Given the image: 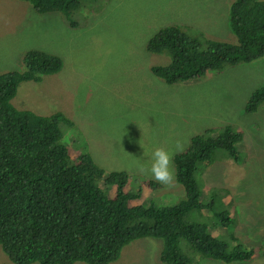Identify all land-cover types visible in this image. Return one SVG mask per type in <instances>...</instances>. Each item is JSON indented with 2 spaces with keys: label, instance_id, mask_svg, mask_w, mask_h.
I'll list each match as a JSON object with an SVG mask.
<instances>
[{
  "label": "rangeland",
  "instance_id": "1",
  "mask_svg": "<svg viewBox=\"0 0 264 264\" xmlns=\"http://www.w3.org/2000/svg\"><path fill=\"white\" fill-rule=\"evenodd\" d=\"M232 2L81 0L73 14L77 24H72L59 12L39 13L31 3L0 0V72L24 70L30 50L60 56L62 69L43 75L40 82L20 83L14 104L42 115L65 113L74 122L60 124L71 155L81 152L80 135L107 174L128 172L132 181L127 191L140 192L137 204L154 199L156 206L172 205L183 194L176 177L170 186L143 184L153 178L140 165L150 164L155 147L171 151L179 141L185 151L194 135L227 124L243 132L237 146L245 154L243 163L224 160L227 153L218 150L220 159L201 166L196 179L201 200L208 201L213 191L220 195L215 210L204 214L211 218L215 211L229 209L235 217L233 235L255 251L249 261L233 264H264V103L255 112L245 111L252 92L264 84V57L167 84L152 67L169 64L171 54L147 49L149 39L171 24L204 46L207 40L235 42L229 25ZM198 214L193 210L188 218L203 222ZM204 218L213 230L220 224ZM162 245L158 238L137 239L108 264H167L160 260ZM178 245L188 264H228L201 255L185 238ZM7 263L13 264L0 245V264Z\"/></svg>",
  "mask_w": 264,
  "mask_h": 264
},
{
  "label": "trees",
  "instance_id": "2",
  "mask_svg": "<svg viewBox=\"0 0 264 264\" xmlns=\"http://www.w3.org/2000/svg\"><path fill=\"white\" fill-rule=\"evenodd\" d=\"M23 1L32 3L40 13L60 11L67 17L80 5V0ZM229 15L230 30L236 38L230 43L207 40L204 46L175 24L162 27L149 39L147 48L153 53L167 52L172 59L165 66H153L152 72L173 84L209 71H222L228 64L264 57V0H236L230 5ZM25 62V72L0 75V245L9 263L106 264L118 259L125 245L144 237L162 241L160 259L168 264H188V257L178 245L181 237L201 255L224 263L252 258L255 251L237 238L233 237L235 244L231 245L214 235L208 222L188 218L193 210H215L220 195L213 191L208 201L201 200L196 173L201 166L208 167L220 159L221 149L227 153L224 160L233 158L242 164L245 154L237 146L243 132L226 125L194 135L189 147L173 158L176 180L183 187L176 203L131 206L129 201L138 193L123 191L128 179L125 171L110 172L107 181L116 184L117 193L109 197L97 183L105 171L85 152L80 135L77 147L82 153L71 155L63 142L59 120L52 119L67 121L62 114L47 117L16 107L12 98L20 83L38 81L63 66L57 55L38 50L28 52ZM262 103L264 84L252 92L245 111L255 112ZM75 177L85 181L76 207L63 191L65 183ZM144 182L150 188L161 185L149 178ZM209 219L227 224L235 217L229 209L221 208Z\"/></svg>",
  "mask_w": 264,
  "mask_h": 264
},
{
  "label": "clouds",
  "instance_id": "3",
  "mask_svg": "<svg viewBox=\"0 0 264 264\" xmlns=\"http://www.w3.org/2000/svg\"><path fill=\"white\" fill-rule=\"evenodd\" d=\"M23 1V0H22ZM236 0H233V2H235ZM25 2H28V1H25ZM80 2H81V0H80ZM232 2V3H233ZM28 3H30V2H28ZM231 3V4H232ZM32 4V3H31ZM32 6L36 9V7L32 4ZM79 7H80V5H79ZM79 7H78V9H79ZM78 9H76L75 11H77ZM36 11H37V9H36ZM75 11H73L72 12V14H71V16L70 17H67L64 13H62V12H60V11H51V12H59V13H61V15H63L64 17H66V18H68V19H71L72 20V24H77V22H76V20H73V14H74V12ZM37 12H39V11H37ZM40 13V12H39ZM45 13H48V12H45ZM224 42H228V41H224ZM230 43V42H229ZM148 49V48H147ZM34 50H36V49H34ZM34 50H30V51H34ZM30 51H28V52H30ZM38 51H42V50H38ZM27 52V53H28ZM42 52H46V51H42ZM46 53H48V52H46ZM49 54H52V53H49ZM53 55H56V54H53ZM58 56V55H57ZM58 57H60V56H58ZM61 58V57H60ZM260 58H262V57H260ZM62 59V58H61ZM258 59V58H257ZM256 60V59H255ZM62 61H63V59H62ZM254 61V60H253ZM250 62H252V61H250ZM248 63V62H247ZM155 66V65H154ZM63 67V66H62ZM26 69H27V67H26V62H25V69L24 70H22V71H3V72H0V75H4V74H6L4 77H6V76H9L10 75V73L12 72H20V73H22V72H25L26 71ZM62 69V68H61ZM60 69V70H61ZM57 73V72H56ZM44 75H47V74H44ZM43 76V75H42ZM41 76V77H42ZM3 77V78H4ZM2 78V79H3ZM1 79V85H2V83H4L3 82V80ZM28 81H35L36 82V80H28ZM41 81V79L40 80H38L37 82H40ZM24 82V81H23ZM19 87V86H18ZM18 87H17V90H16V93H15V96H16V94H17V91H18ZM15 96L12 98V101H13V99L15 98ZM28 110H31V109H28ZM31 111H33V110H31ZM33 112H35V111H33ZM35 113H37V114H39V115H42L41 113H38V112H35ZM56 113H58V114H62L64 117H65V119L67 120V121H64V120H60L59 118H57V117H55V118H52V119H58L59 120V124H61L62 122H66L69 126H73L74 125V122L65 114V113H63V112H56ZM56 113H53V114H56ZM53 114H50V115H42V116H47V117H52V115ZM227 125H229V124H227ZM226 126V125H225ZM213 128V127H212ZM60 129H61V131H62V128H61V126H60ZM218 129H220V128H218ZM207 130V129H206ZM63 132V131H62ZM215 134L217 135L218 134V132H215ZM65 144V143H64ZM65 145H67V144H65ZM140 145H141V147L144 149V147H143V145L140 143ZM69 147V146H68ZM183 144L181 143V142H179V141H177L176 142V145H175V148H174V150H168V149H166V148H164V147H160V146H157V147H155L153 150H152V152H151V154H150V164H148L147 166H145V165H140V170L142 171V172H145L146 174H150V176H151V178H153L152 180H155V181H157V182H159L160 184H162V185H166V186H170V185H172L173 183H174V180H175V170H174V168H173V166H172V160H173V156L177 153V152H182L183 151ZM86 148H87V146H86ZM144 151H145V149H144ZM85 152H88L90 155H91V157H92V159H93V162L96 164V162H95V160H94V158H93V156H92V154L86 149L85 150ZM85 152H83V153H85ZM80 153H82V152H80ZM96 166H98V167H100L99 165H97L96 164ZM102 168V167H101ZM90 169L92 170V171H94V168H92L91 166H90ZM103 169V168H102ZM103 171H105V169H103ZM115 171V170H114ZM114 171H111V172H114ZM127 173V175H128V179H127V182H126V184L124 185V187H123V191L124 192H126V193H133V192H130V191H127L128 190V186H129V183L132 181L131 179H130V176H129V174H128V172H126ZM111 173H106V171H105V173H104V175H102V177L98 180V185H99V187L103 190V192L107 195V196H109V197H114L115 195H116V193H117V186H116V184H110V183H108V177H109V175H110ZM77 179V177H75L74 179H72L71 181H69V182H67V183H65V185H64V187H63V191H66V194H65V196H67V199L70 201V203L74 206V207H76V205H78L79 204V201L81 200V198H82V196H83V185L85 184V181L82 179V178H79V180H76ZM83 184V185H82ZM143 184H145V186H147L148 188H150L146 183H143ZM104 185H106L107 187H110L111 188V190H109V191H107V189L104 187ZM111 191H113V194H110V192ZM135 193H138V195L136 196V197H134L133 199H131L130 201H129V203H130V205L131 206H135V205H144V206H149V205H151V203L152 202H154L155 200L154 199H152L149 203H147V204H137V203H135V201L136 200H138L139 199V196H140V192H135ZM70 194H72V197H69V195ZM157 207H160V206H157ZM204 210H206V209H204ZM204 210L202 211V212H198L199 214H198V218L199 219H202V220H204V221H206V222H208L209 223V221L208 220H206L204 217H207V218H209V216L208 215H205L204 213ZM214 216V215H213ZM232 222L233 221H231V222H229V223H227V224H220V226H218V227H216V229L215 230H211V231H213V233H214V235H216L217 237L219 236V237H222L223 239H225L226 241H229V242H231V244H232V242H235L234 240H232L233 239V237H235L234 235H233V233H232V230H231V228H232ZM228 226H231V227H228ZM139 239H141V238H139ZM137 240V239H136ZM135 241V240H134ZM131 243V242H130ZM235 244V243H234ZM126 246V245H125ZM124 246V247H125ZM123 247V248H124ZM123 248H122V250H123ZM121 253H122V251H121ZM121 255V254H120ZM212 258V257H211ZM161 260V259H160ZM217 260V259H216ZM114 261V260H113ZM220 261V260H219ZM76 262H85V261H76ZM76 262H74V264L76 263ZM112 262V261H111ZM85 263H87V262H85ZM110 263V262H109ZM87 264H90V263H87ZM106 264H108V263H106ZM168 264V263H167Z\"/></svg>",
  "mask_w": 264,
  "mask_h": 264
}]
</instances>
